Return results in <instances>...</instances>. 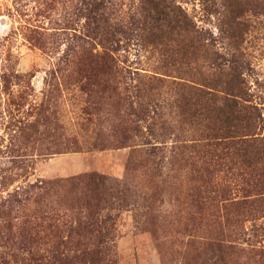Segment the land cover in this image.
Returning a JSON list of instances; mask_svg holds the SVG:
<instances>
[{
    "label": "rangeland",
    "instance_id": "1",
    "mask_svg": "<svg viewBox=\"0 0 264 264\" xmlns=\"http://www.w3.org/2000/svg\"><path fill=\"white\" fill-rule=\"evenodd\" d=\"M126 1L0 0V264L108 217L113 264H264V0H165L197 31L129 48Z\"/></svg>",
    "mask_w": 264,
    "mask_h": 264
},
{
    "label": "trees",
    "instance_id": "2",
    "mask_svg": "<svg viewBox=\"0 0 264 264\" xmlns=\"http://www.w3.org/2000/svg\"><path fill=\"white\" fill-rule=\"evenodd\" d=\"M164 3L165 0H127L126 2H122L120 8L124 10V12L119 19L120 27L118 29L121 40L118 39L119 42L117 41V44L124 42V45L129 48L130 43H132L131 41H133V43L142 46V31L150 30L151 28L154 29L159 24L170 27L169 31H182L183 29L187 33H194L197 31L196 29L194 30V28L192 29V27L190 28V26L188 27L189 17L186 12L182 9L180 10V8L173 10ZM123 6L126 7V9H123ZM96 12L95 10L94 13ZM133 23H137L139 27L134 25L130 28V25ZM179 23H181L182 26ZM105 34L106 33L99 31L97 24L94 30H87L82 33H77L75 31L71 36V47L68 49V54L66 56L75 55L77 52H74L75 49L77 47H82L89 39H98L99 44L102 45L103 48H106L103 41H110V37L106 38ZM112 40H114V38H111V41ZM139 48L141 49V47ZM123 51H128V49L124 47ZM98 54L99 53L94 54L90 52L89 56L93 58L92 56L96 57ZM189 88L193 89L194 87L189 86ZM196 90H198V88H195V91ZM205 94L212 93L207 91ZM239 111L240 110H237L236 107L231 109L229 113L232 120H240V116L238 115ZM87 180L93 184H104L105 182L104 177L94 173H88L82 176L61 179L60 181L54 182V186L55 184L59 185L60 182H63V186H65V184L76 186L80 182L82 183ZM89 217L91 216L89 215ZM113 228L114 223L110 221V217L101 219L100 221L95 219L88 223L81 221L75 222L74 225L71 223L68 234L65 235V240L59 242L60 244L57 242L55 246L53 245L52 252H50L46 260H48L50 264H101L103 261L107 262V264H113L114 260L108 257L106 260L104 254L108 246H110V241L113 240L111 237ZM61 244L62 248H60Z\"/></svg>",
    "mask_w": 264,
    "mask_h": 264
}]
</instances>
